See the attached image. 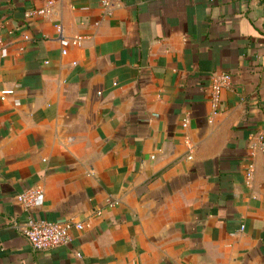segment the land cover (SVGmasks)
Masks as SVG:
<instances>
[{
	"label": "crops",
	"instance_id": "0c3cea01",
	"mask_svg": "<svg viewBox=\"0 0 264 264\" xmlns=\"http://www.w3.org/2000/svg\"><path fill=\"white\" fill-rule=\"evenodd\" d=\"M0 264H264V0H0Z\"/></svg>",
	"mask_w": 264,
	"mask_h": 264
},
{
	"label": "built area",
	"instance_id": "2783aa9c",
	"mask_svg": "<svg viewBox=\"0 0 264 264\" xmlns=\"http://www.w3.org/2000/svg\"><path fill=\"white\" fill-rule=\"evenodd\" d=\"M115 0H102L104 7L110 6ZM52 3L48 4V7L27 13V17L44 16L48 12V8ZM57 32L59 33V39L63 46L62 54H67V48L70 46H80L84 40L82 37H78L74 40H69L64 37L62 26L57 25ZM230 83L229 76H222L219 81H214L213 96L217 102L221 93V90L228 86ZM10 92H5L9 94ZM254 174V167L251 165L248 170V177H252ZM43 190L40 188H31L22 194H19L16 198L17 202L23 208L27 214V218L24 226L21 228V235L27 240L34 251H45L58 247L69 246L72 243V231H81L85 228L84 224H59L50 220L36 219L32 212L37 204L43 197Z\"/></svg>",
	"mask_w": 264,
	"mask_h": 264
}]
</instances>
